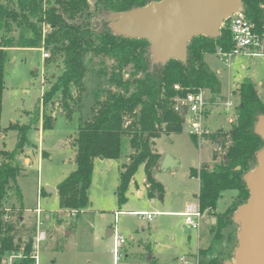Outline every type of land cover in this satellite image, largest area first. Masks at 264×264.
<instances>
[{"label": "trees", "instance_id": "obj_1", "mask_svg": "<svg viewBox=\"0 0 264 264\" xmlns=\"http://www.w3.org/2000/svg\"><path fill=\"white\" fill-rule=\"evenodd\" d=\"M151 1L158 0H94L93 7L89 0H46L45 3L43 0H17L16 8L8 7L4 0H0V30L3 31L0 36V118L4 67L9 48L43 47L50 51L46 61L59 56L62 64L57 75L46 74L44 81L47 84L33 110L27 113V121L23 124L13 122L3 129L14 130L16 142L11 150H0L4 157L0 162V264L8 252L21 247L24 249L21 264L32 262L33 238L24 242L20 238L15 239L11 233L13 225L5 220L8 214L4 201L11 182L15 183L22 169L20 156L25 146L30 144V130L39 121L43 130L54 125V116L48 108L51 110L53 105L61 103L66 116L72 120L71 103H79L82 98L80 94L74 99L71 88L85 90L83 79L87 66L84 57L87 52L104 55L114 61L108 83L118 90L107 88L102 91L104 97L99 99L101 90L97 87L91 115L85 119L81 115L75 117L77 127L72 145L76 151V167L56 184L59 207L63 210L78 212L89 205L93 160L99 156L117 161L121 157L127 158V161L119 162V181L115 190L118 203L126 200L125 193L140 165L144 168L148 193L162 191V184L153 174L160 161L155 139L161 134L182 130L183 113L174 108L177 99L199 90L206 91L211 102L223 98L221 81L205 62L204 55L216 53L219 48L224 51L232 48L227 21L217 38L193 37L188 42L185 62L171 58L164 64L153 63L147 40L115 33L108 19L110 12L143 6ZM242 2L245 16L260 26L264 0ZM43 26L49 29L43 31ZM12 31H17L16 37ZM128 67L129 76L124 78L123 71ZM100 73L103 72L100 70ZM237 92L239 102L234 107L230 127L203 135L216 144L212 154L215 163L211 167L202 164L198 169L190 170V175L199 179L197 201L200 210L216 217V223L210 229L212 245L199 251L198 264H223L226 260L227 257L214 255L213 250L221 245L224 228L232 220L237 206L248 198L249 191L242 176L255 166V154L264 146L261 137L254 132L258 115L264 114V98L258 95L254 82L248 77L240 80ZM124 138L131 148L125 157L122 148ZM227 190L237 191V202L232 208L216 213L217 201ZM14 191L20 202L22 194L17 185Z\"/></svg>", "mask_w": 264, "mask_h": 264}, {"label": "rangeland", "instance_id": "obj_2", "mask_svg": "<svg viewBox=\"0 0 264 264\" xmlns=\"http://www.w3.org/2000/svg\"><path fill=\"white\" fill-rule=\"evenodd\" d=\"M93 1L89 0L91 7ZM4 3L17 8V0H4ZM13 27L17 28L15 24ZM48 29V26H43V31ZM2 33L0 30V36ZM11 33L17 36V31ZM44 53L50 54V51L43 47L7 50L0 119L5 134L0 136V150H11L16 142V132L3 128L14 121L25 123L27 113L33 110L47 84L44 81L46 74L57 75L61 70L60 57L46 61ZM84 59L87 66L83 79L85 90L71 88L74 99L80 94L82 98L79 103H71L72 120L66 116L61 103H56L51 110L48 108L55 119L53 127L43 130L39 121L30 130V144L25 146L20 156L22 169L15 183L11 182L4 201L8 214L5 220L13 225L11 233L23 242L33 238L37 223L35 208L39 206L42 210L39 219L44 223L46 237L39 243L38 264H198L199 251L212 245L210 226L216 223V218L209 223L202 219L197 230L186 233L182 227L184 216L174 212L184 211L187 203L197 200L199 182L190 176V170L198 169L202 164L213 165L212 154L216 144L203 135L190 134L185 114L180 132L161 134L155 139L158 152L178 160V165L173 168L154 171L155 179L162 184V191L148 193L143 182V166L140 165L134 174L135 183L132 180L125 193L126 200L118 203L115 190L119 181V162L127 161L123 157L120 161L94 158L88 190L89 205L75 211L74 215L59 207L57 195L45 191L46 185L57 184L76 167V151L72 145L76 118L81 115L85 119L91 115L96 97L94 90L100 87L99 99L104 97L102 91L107 88L118 90L108 83L114 63L111 58L89 51ZM206 59L214 72L220 70L216 74L221 81L222 97L227 96L233 105L226 107L223 98L211 102L209 94L203 91L208 100L203 126L210 132L227 130L230 127L228 118L234 116V107L239 102L237 87L242 78H250L258 95L264 98V55L234 56L229 64L215 53L208 54ZM129 70L130 67L123 71L124 78L129 76ZM122 148L124 157L131 152L126 138ZM3 160L0 154V162ZM15 185L22 193L20 202L14 194ZM138 190L142 195H138ZM237 195L235 190L223 191L216 204V213L232 208ZM22 212L24 219L20 221ZM147 213L152 214L151 220L143 217ZM108 228L125 238L119 243L118 258L111 252L114 234L105 236ZM237 231L238 223L229 220L221 245L214 247L213 254L231 260L237 245Z\"/></svg>", "mask_w": 264, "mask_h": 264}, {"label": "water", "instance_id": "obj_3", "mask_svg": "<svg viewBox=\"0 0 264 264\" xmlns=\"http://www.w3.org/2000/svg\"><path fill=\"white\" fill-rule=\"evenodd\" d=\"M244 10L242 0H158L110 12L108 19L115 33L147 40L152 62L164 64L171 58L185 62L188 42L193 37L217 38L224 20ZM254 132L264 142V114L258 115ZM255 160V166L242 176L248 198L232 214L238 223L237 245L232 259L223 264H264V146L256 152ZM177 165V159L165 155L160 168L166 170ZM45 191L56 194V187L46 185ZM182 227L190 233L185 224ZM113 234L114 229L108 228L105 236Z\"/></svg>", "mask_w": 264, "mask_h": 264}, {"label": "built area", "instance_id": "obj_4", "mask_svg": "<svg viewBox=\"0 0 264 264\" xmlns=\"http://www.w3.org/2000/svg\"><path fill=\"white\" fill-rule=\"evenodd\" d=\"M261 9L263 16L260 26L255 21L247 18L244 12L233 13L226 19L231 33L232 48L227 51L219 48L215 53L217 57L226 64H229L230 59L234 56L255 57L264 55V3L261 4ZM43 56L47 57V53H44ZM175 88L177 89L178 86L175 85ZM223 99L226 107H231L233 105V101L227 96L223 97ZM207 104L208 100L202 90L188 92L182 99H177L174 108L187 116L190 134L204 135L210 132L208 129L204 128L202 122ZM75 211L76 210H70L71 215H74ZM41 212V208L37 206L35 208L37 223L35 235L33 236L32 253L30 255L32 262L30 264H38L39 243L46 237V231L43 228L44 223L39 219ZM182 214L184 216V224L190 231H193L198 229L201 220L204 218L205 212L200 210L198 201L196 200L187 203ZM143 217L151 220L152 214L147 213ZM124 240L125 238L123 236L114 234L111 252L114 254L115 258H118L120 254L118 248L119 243L124 242ZM23 258L24 249L21 247L18 250L8 252L3 257L1 264H21Z\"/></svg>", "mask_w": 264, "mask_h": 264}, {"label": "crops", "instance_id": "obj_5", "mask_svg": "<svg viewBox=\"0 0 264 264\" xmlns=\"http://www.w3.org/2000/svg\"><path fill=\"white\" fill-rule=\"evenodd\" d=\"M207 55L208 54H205L204 55V60H205V62L208 64V66L210 67V65H209V63H208V61H207V59H206V57H207ZM215 73H220V70H216L215 71ZM1 119V118H0ZM232 119H233V117H229L228 118V120L231 122L232 121ZM15 122V121H14ZM6 127H4L3 129H5ZM33 129V128H32ZM218 130V129H217ZM5 131H2V130H0V136H4V133ZM30 133V132H29ZM156 149V148H155ZM156 151H157V149H156ZM158 152V151H157ZM159 154H160V161H159V165H158V167L157 168H155L154 169V171L155 170H158V169H160V165H161V161H162V159H163V157L165 156V153H160V152H158ZM104 159V158H103ZM127 159V158H126ZM126 161V160H125ZM143 166V165H142ZM210 167L212 166V165H209ZM143 171H144V168H143ZM191 176V175H190ZM192 177H195V176H192ZM197 179H198V177H196ZM132 180L134 181V183H135V180H134V176H133V178H132ZM143 182H144V184H145V176L143 175ZM198 182H199V179H198ZM53 186H55L56 187V184L55 185H53ZM135 186H136V188H138V184L136 183L135 184ZM145 186H146V184H145ZM147 187V186H146ZM57 193V192H56ZM22 194V193H21ZM56 195V194H55ZM138 195H142V191L141 190H138ZM174 213H179V214H181V215H183L182 213H183V211H176V212H174ZM206 214H207V212H205V214H204V218L203 219H205V221L207 222V223H209L210 222V220H212V221H215V216L214 215H210V214H207V217H205L206 216ZM23 219H24V215H23V212H22V215H20V221H23ZM211 227H212V225L210 226V229H211ZM151 258V257H150Z\"/></svg>", "mask_w": 264, "mask_h": 264}]
</instances>
